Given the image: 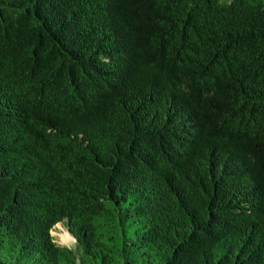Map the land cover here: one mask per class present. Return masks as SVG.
I'll return each instance as SVG.
<instances>
[{"label":"trees","instance_id":"16d2710c","mask_svg":"<svg viewBox=\"0 0 264 264\" xmlns=\"http://www.w3.org/2000/svg\"><path fill=\"white\" fill-rule=\"evenodd\" d=\"M0 264H264V0H0Z\"/></svg>","mask_w":264,"mask_h":264},{"label":"rangeland","instance_id":"374dc122","mask_svg":"<svg viewBox=\"0 0 264 264\" xmlns=\"http://www.w3.org/2000/svg\"><path fill=\"white\" fill-rule=\"evenodd\" d=\"M57 243L74 247L75 240L68 238L64 233V227L58 224L51 232Z\"/></svg>","mask_w":264,"mask_h":264},{"label":"bare ground","instance_id":"6f19581e","mask_svg":"<svg viewBox=\"0 0 264 264\" xmlns=\"http://www.w3.org/2000/svg\"><path fill=\"white\" fill-rule=\"evenodd\" d=\"M64 234H65V233H64ZM66 234H67V233H66ZM66 234H65V235H66ZM66 236H67V235H66Z\"/></svg>","mask_w":264,"mask_h":264}]
</instances>
